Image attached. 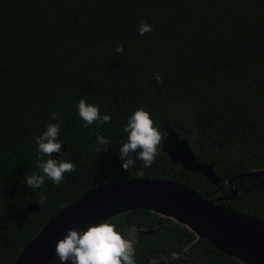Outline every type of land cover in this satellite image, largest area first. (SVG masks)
Instances as JSON below:
<instances>
[{
    "label": "trees",
    "instance_id": "trees-1",
    "mask_svg": "<svg viewBox=\"0 0 264 264\" xmlns=\"http://www.w3.org/2000/svg\"><path fill=\"white\" fill-rule=\"evenodd\" d=\"M141 22L152 31L140 35ZM80 99L111 114V123L84 127ZM137 108L164 135L167 126L186 138L192 154L212 165L218 186L163 152L151 168L137 160L123 170V126ZM52 112L63 121L61 153L76 171L60 185L46 180L29 189L25 177L40 172L35 137L57 122ZM97 134L111 141L106 150L98 152L105 146ZM260 169L264 0H0V264H13L51 217L105 181L172 180L203 198L236 185L232 198L216 204L264 222V178L246 175ZM38 192L47 196L41 205ZM106 221L137 232L136 264L150 257L160 264H244L146 208ZM145 229L152 231L139 233ZM47 264L61 262L54 253Z\"/></svg>",
    "mask_w": 264,
    "mask_h": 264
},
{
    "label": "water",
    "instance_id": "water-1",
    "mask_svg": "<svg viewBox=\"0 0 264 264\" xmlns=\"http://www.w3.org/2000/svg\"><path fill=\"white\" fill-rule=\"evenodd\" d=\"M165 140L161 151L185 169L203 175L217 185L219 178L212 165L199 161L191 152L186 138L178 137L164 127ZM247 176H264V169ZM229 195L203 198L195 189L166 179L134 177L102 183L89 189L62 208L22 248L13 264H47L55 252L57 240L68 228L84 230L89 224L100 223L133 208H146L185 226L196 237L205 239L225 255L244 264H264V222L254 216L217 205ZM152 229L140 230L148 233Z\"/></svg>",
    "mask_w": 264,
    "mask_h": 264
},
{
    "label": "clouds",
    "instance_id": "clouds-1",
    "mask_svg": "<svg viewBox=\"0 0 264 264\" xmlns=\"http://www.w3.org/2000/svg\"><path fill=\"white\" fill-rule=\"evenodd\" d=\"M152 31V26L141 22L138 26L140 35ZM115 51L122 53L123 45H117ZM157 83H162L160 73L154 74ZM77 113L83 121L84 127L93 124L103 125L111 123V114H101L99 106L89 104L80 99L76 105ZM51 117L56 123L47 124L45 130L35 137V144L39 154L36 167L40 170L38 174L25 177L29 189H40L46 182L51 181L60 185L65 180L67 173L76 171L75 163L66 159V153H61L60 128L63 121L58 112H52ZM126 140L119 148V159L121 168L129 171L137 162L142 161L143 166L151 168L159 155L165 140V135L151 118V114L143 108H137L127 117L123 126ZM98 152L107 149L111 141L102 134H97ZM60 154L61 159L51 158L53 154ZM135 154V155H134ZM108 181H105L107 183ZM98 187V185H95ZM40 205L47 200L43 192H38ZM139 242L135 230H120L115 224L107 221L89 224L84 230L68 228L66 235L57 240L55 244V255L61 264H136V247ZM173 259H179L176 252L171 253ZM148 264H160L159 260L150 257Z\"/></svg>",
    "mask_w": 264,
    "mask_h": 264
},
{
    "label": "flooded vegetation",
    "instance_id": "flooded-vegetation-1",
    "mask_svg": "<svg viewBox=\"0 0 264 264\" xmlns=\"http://www.w3.org/2000/svg\"><path fill=\"white\" fill-rule=\"evenodd\" d=\"M234 177H236V176H233V177H231L230 179H228V180L226 181V185H227V186H230V181H231V179L234 178ZM261 177L264 178V176H261ZM216 186H218V184H217ZM238 187H239V186L233 185L232 188H231V190H232V189H235V190H236V189H238ZM231 190H230V191H231ZM218 192H219V194H218L219 196H223V197L226 196V195H224L223 190H219ZM229 193H230V192H229ZM229 193H228L227 195H229Z\"/></svg>",
    "mask_w": 264,
    "mask_h": 264
}]
</instances>
